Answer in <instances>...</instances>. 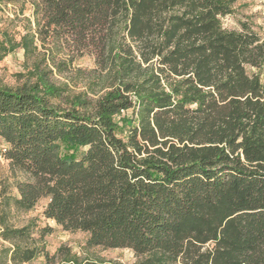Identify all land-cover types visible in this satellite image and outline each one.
Wrapping results in <instances>:
<instances>
[{"label": "trees", "instance_id": "16d2710c", "mask_svg": "<svg viewBox=\"0 0 264 264\" xmlns=\"http://www.w3.org/2000/svg\"><path fill=\"white\" fill-rule=\"evenodd\" d=\"M237 1L0 0L23 16L0 30V62L25 57L22 82H0L1 155L29 177L0 178V264L48 257L35 224L11 220L43 199L47 219L135 264H264V85L247 71L264 40L224 26ZM84 56L98 79L75 91L57 76Z\"/></svg>", "mask_w": 264, "mask_h": 264}, {"label": "rangeland", "instance_id": "374dc122", "mask_svg": "<svg viewBox=\"0 0 264 264\" xmlns=\"http://www.w3.org/2000/svg\"><path fill=\"white\" fill-rule=\"evenodd\" d=\"M0 30L8 29L10 32L20 30V20L23 16L16 19V10L18 6H4L0 4ZM31 15L30 5L26 6L25 15ZM224 26L228 29H241V24L246 22L251 28L257 32L264 40V0H238L235 4V12L233 15L224 18ZM1 39V35H0ZM24 52L18 50L9 54L0 62V82L6 85L15 86L20 81L18 74L25 72L24 69ZM81 69L82 73L78 72ZM96 70L97 73H90ZM250 75L256 73L260 75L261 82L264 85V65L260 68L247 69ZM84 72V73H83ZM99 75L98 66L94 57L84 56L77 59L73 64V70L62 76H57L60 82H69L75 91L85 90L86 83L90 80H97ZM92 98L97 96L90 94ZM123 116H131L132 110L122 113ZM117 121H121V116L116 117ZM124 131L119 132V136H125L128 127L123 125ZM5 147L3 140L0 138V178L7 180L12 186L18 181H26L28 175L13 171L9 162L5 160L1 153ZM14 195H18L15 187L11 189ZM48 204V199L41 200L38 205L31 211L20 212L13 211L11 220L17 227H22L29 222L35 224V238H40V243L44 245L48 257L44 254L35 260L25 264H62L63 253L68 250L72 254H77L82 260H91L94 262H103L104 264H135L137 258L131 249L121 248H104L88 246L89 234L83 231H67L58 225L54 220L47 219L44 216V209ZM11 247L9 242L0 239V253L2 249ZM62 250V251H61ZM5 264V263H4ZM6 264H12L10 262Z\"/></svg>", "mask_w": 264, "mask_h": 264}]
</instances>
